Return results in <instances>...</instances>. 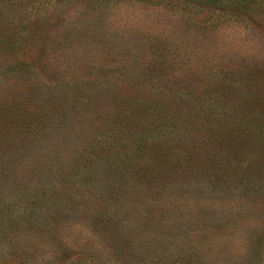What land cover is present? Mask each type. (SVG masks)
<instances>
[{"label": "rangeland", "instance_id": "rangeland-1", "mask_svg": "<svg viewBox=\"0 0 264 264\" xmlns=\"http://www.w3.org/2000/svg\"><path fill=\"white\" fill-rule=\"evenodd\" d=\"M0 264H264V0H0Z\"/></svg>", "mask_w": 264, "mask_h": 264}]
</instances>
